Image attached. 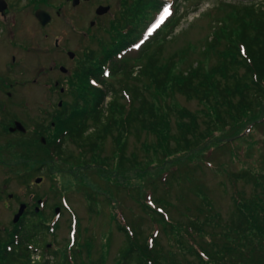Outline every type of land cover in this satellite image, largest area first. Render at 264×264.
I'll list each match as a JSON object with an SVG mask.
<instances>
[{"label":"rangeland","instance_id":"rangeland-1","mask_svg":"<svg viewBox=\"0 0 264 264\" xmlns=\"http://www.w3.org/2000/svg\"><path fill=\"white\" fill-rule=\"evenodd\" d=\"M136 1L92 0L90 4H86L82 0L81 6L74 7L67 0H40L28 8L33 11L39 7L50 10L57 20L51 29L53 38L45 40L42 38L44 33L43 31L41 33L40 25L30 17L34 12L26 17L27 21L35 25L34 28L27 29L26 35V39L32 42L28 48L31 55L28 57L30 67L26 69L27 78L31 79L32 72L39 74V70L49 71L55 55L54 36H64L63 44L66 43L72 50L76 49L78 58L66 63L68 72L60 73L63 78V89L67 91L63 95L47 96L44 93L45 83L39 85L29 81L26 86L17 83L11 87L6 85L4 79L0 81V101L10 102L6 105L4 114L0 107L1 119L6 122L18 120L14 123L15 129L21 131L15 135V145L9 148L10 153L12 152L9 161L0 163V231L6 236L17 228L13 218L19 207L17 200H23L33 211L26 215L25 220L35 218L38 220L37 216H33L36 212L39 218L48 219L49 224L57 222L58 227L54 231L41 233L40 238L41 241L46 238L45 243L50 250L57 252L61 257L65 251L75 246L72 247L70 242H76L77 239L78 244L86 245L82 253L83 260L96 262L103 255L106 256L105 264H117L116 257L126 239V233L120 226L126 225L137 232L139 231L137 223L140 221L147 235L149 234V239L156 238L161 244L168 263L200 264L186 248L181 247L175 225H165L156 221L160 216H155L154 212L148 209V205L156 199H164L165 203L162 201L161 204L175 224H180L184 231L187 228L190 230L186 235L187 245H192L193 248L201 246L206 250L204 252L215 256L213 253L221 250L223 236L221 230L225 229L223 225H217L220 218L228 220L231 211L242 201V197L249 203L253 201L254 207L264 208L263 109L250 114L246 112L232 128H224L225 130L215 133L208 141L200 140L202 145L195 151L178 154L168 152L167 156L170 157L166 158L163 157L166 143L171 140L173 146H178L175 118L170 117L171 125H156L154 130L145 131L140 139L129 138L127 154L139 155L136 167L125 177L111 173L110 181L105 177L109 174L107 171H99L96 168L83 170L48 158L44 162L45 167L39 170L37 169L39 165L34 159L36 150H39L34 142H38L42 137L46 139L47 136H53L57 125H60L58 117L56 118L59 116V101L62 105L73 104L81 85L86 81L84 77L87 76L93 51L104 50L105 45L116 35L122 21H127L129 25L135 27H139L141 20L144 21L142 16L146 12L139 17L141 20L128 15ZM174 1L169 0L166 9L157 13L155 21H151L146 27L147 34L124 56L126 61L130 60L136 66L135 69L139 70L146 61L138 59L143 39L170 19L171 28L168 32L165 30L162 35L164 47L162 54L158 55L162 63L165 61L167 63L170 56L176 53L177 56L174 58L176 75L197 61L210 68L217 63L218 58L214 52L204 53V49L218 29L221 19L231 14L233 6H237L233 4L264 2V0H178L177 6L176 3L173 6ZM60 5L61 15L57 16L56 9ZM101 5H109L111 9L99 15L97 9ZM148 16L149 14L147 18ZM130 17L134 18L132 23L128 20ZM147 18L145 21L148 23ZM8 40L7 34L1 32L0 71L1 75L14 78L18 77V69L23 67H19L16 62L13 63L10 56L11 48L20 51ZM156 47L157 44H153L150 53ZM220 48L222 51L225 50L223 44ZM20 54L18 53V58L21 57ZM38 66L44 68L39 69ZM122 77L119 74L108 79L115 88L124 87L121 90H127L129 84L125 86L121 82L128 81ZM143 80L146 81V78ZM29 90H32L31 94L25 92ZM169 91L172 90L169 88L168 91L157 95L156 112L159 118L167 112V104L187 107L188 110L194 111L195 116V121L188 125L190 135L198 132L200 137L204 136L209 130L208 125L211 128L216 122L213 108L206 103H199L196 99H187ZM127 97L122 99L126 105L130 101ZM51 112L52 114L48 115ZM174 113H177V110H174ZM181 116L186 118L185 114ZM19 122L24 125H18ZM106 141L107 152L104 155L114 156L111 163L114 167L115 158L118 156L113 152L112 139ZM69 147L75 153L80 152L74 144H69ZM244 169L259 175L261 183L249 185L233 176L237 171ZM38 177L43 178L41 182L36 181ZM5 179L9 184L5 190L17 198H9L7 193L2 192L1 181ZM74 215L79 222L78 233L75 230L77 220ZM260 220H264L263 214ZM195 221L199 231L194 230ZM191 225L193 229L189 228ZM25 227L26 233L33 232L34 227L31 224ZM89 245L92 246L91 249H88Z\"/></svg>","mask_w":264,"mask_h":264},{"label":"trees","instance_id":"trees-1","mask_svg":"<svg viewBox=\"0 0 264 264\" xmlns=\"http://www.w3.org/2000/svg\"><path fill=\"white\" fill-rule=\"evenodd\" d=\"M168 3L169 0H137L128 15L137 19L146 12L149 14L148 18L145 13L142 18L144 21L147 18L149 22L144 23L139 18L142 23L135 27L122 21L116 35L105 45L104 50L93 51L87 76L84 77L86 81L81 85L73 104L63 105L62 114L56 116L60 124L57 125L56 133L46 137V144L41 139L34 142L37 149L43 152H35L34 159L39 165L37 169L44 168V162L48 158L83 170L96 168L107 171L109 174L105 177L110 181L111 173L125 177L136 167L139 155L127 154L129 138L140 139L145 131L154 130L156 125H171L170 117L175 118L178 146H173L169 140L164 146L163 157L166 158L170 157L167 156L168 152L178 154L195 151L202 145L200 140L208 141L224 128H232L246 112L250 114L258 109L264 110V2L233 4L237 6H233L231 14L221 19L218 29L204 49V53L214 52L218 58L217 63L210 68L197 61L176 75V53L170 56L167 63H162L159 57L164 47L162 35L165 30H170V19L143 39L138 59L146 61L139 70L135 69L136 66L130 60L126 61L124 56L139 44L148 32V24L155 21L157 13ZM175 3L177 6L178 0L173 2V6ZM128 20L132 23L134 18L130 17ZM142 26L144 29L140 32ZM153 44H157V47L150 53ZM221 44L225 47L224 51L220 48ZM119 74L128 81L121 82L125 86L129 84L127 90H121L124 87L115 88L108 79ZM144 77L146 81L143 80ZM169 88L172 90L169 91L171 94L196 99L213 108L216 122L211 128L208 125L209 130L204 136L200 137L198 132L190 135L188 125L195 121V116L194 111L187 107L167 104V112L159 118L156 112L157 95ZM125 97L130 99L127 105L122 100ZM181 114H185L186 118ZM108 139H112L113 152L118 156L114 167L111 166L114 156L104 155ZM224 141L225 139L222 142ZM69 144H74L80 152L75 153ZM233 176L245 184L261 183L259 175L250 170L237 171ZM162 201L165 203L161 198L152 201L148 209L155 216H160L156 221L175 225L181 247L186 248L200 264H264V220H260L261 214L264 216L263 207H254L253 201L249 203L242 197V201L231 211L230 218H220L218 221V226L221 224L225 227L221 230V250L211 256L201 246L193 248L192 245H187L186 235L190 230L187 228L184 231L180 224H175L161 204ZM34 213L33 216H37L38 220H25L24 216L15 224L17 228L0 242V264L106 263V256L103 255L96 262L83 260L82 253L86 245H79L77 239L76 242H70L72 247L75 246L65 251L63 257L50 250L45 243L46 238L41 241L40 234L54 231L58 227L57 222L49 224L48 219H41L39 214ZM74 218L77 220L75 230L78 233V218L76 215ZM27 224L34 227L30 234L25 232ZM120 227L126 233V239L116 257L117 264H174L168 263L156 238L149 239L142 222L137 223V232L126 225ZM189 228L193 229V225ZM194 230L199 231L196 221ZM90 243L93 244L91 240ZM91 248L89 245L88 249Z\"/></svg>","mask_w":264,"mask_h":264},{"label":"flooded vegetation","instance_id":"flooded-vegetation-1","mask_svg":"<svg viewBox=\"0 0 264 264\" xmlns=\"http://www.w3.org/2000/svg\"><path fill=\"white\" fill-rule=\"evenodd\" d=\"M25 1V2H23ZM68 3H72V5L74 7H78L82 5V0H67ZM86 4H90L92 0H83ZM37 2H40V0H0V33L4 32L7 34L8 36V41L10 43H12V45L16 48H18V50L21 52H18L17 50L11 48V52L12 54L10 55L12 58L13 63H17L19 65V67H23L18 69V77H11L4 75H1V71H0V81L3 80L6 85H9L11 87H13L15 84H21V85H28L29 81H34L35 83H38L39 85H44L45 83V91L44 93H46V95L51 96V95H57L59 96L60 94L63 95L65 94L67 91L66 89L64 90V86L62 84L63 82V78L60 75V73H66L68 72V68L66 66V63H68L69 60H75L76 58H78V52H76L77 50L74 49L72 50L71 48H68L66 43L63 44V42L65 41L64 36L63 37H56L54 36V59L51 60L53 61V63L50 65L49 67V71H43V70H39V74L41 76H45V78H41V76H38L39 74L35 73L33 74V72L30 74L31 79L27 78V73H26V69H28L30 66L29 64V55H31V52L28 51V48H30V43L32 44V42H29L28 39H26V35H28L27 33V29L30 30L32 27L34 28L35 25L33 23H30L29 21H27L26 17H28V14H31L32 12H34V14L32 13V15L30 16L32 18V20H34L35 22H37L40 28V31L42 33H44V35H42V38H44L45 40H49L50 38H53V34L51 32V29H53L52 25L54 26L57 20V17L54 15V13L50 10H46V9H42V8H36V10H31L28 9L30 8L32 5H35ZM62 3V1H61ZM2 7V8H1ZM61 5L58 7V9H56V13L57 16L61 15ZM46 11L49 13L50 15V20L47 24H43L41 19L38 17V11ZM14 11V13H13ZM11 12V13H10ZM13 13V14H12ZM22 13V14H20ZM25 14V16H24ZM35 15V16H34ZM93 24V22H92ZM44 36V37H43ZM9 43V44H10ZM11 45V44H10ZM11 45V46H12ZM28 51V52H27ZM49 51V50H48ZM50 52V51H49ZM18 53L21 55L20 58H18ZM69 58V59H67ZM37 68L39 69H43L44 66H38ZM36 69V68H35ZM60 72H57V71ZM28 92V94L32 93V90L29 91H25ZM10 103L9 101L5 100L4 102L0 101V107L2 108L3 114L4 112H6V105ZM59 111L58 114H62V107L63 105L60 104L59 101ZM0 108V109H1ZM1 112V110H0ZM51 113H48V115H51ZM2 116L0 114V163H2V161L5 163H7L9 161V158L11 157V153H10V147L15 145V135L17 132H21L18 129H15V122H17L18 120H14V121H8L6 122L5 120L1 119ZM23 124V123H22ZM24 125V124H23ZM21 125V126H23ZM20 126V127H21ZM5 142V143H4ZM5 159V160H4ZM7 179H5L4 181H1L2 184V192L4 191V193H7V195L9 196V198H17L13 193L11 192H7L5 189H8V182H6ZM9 185V184H8ZM17 203L19 205L18 209L16 210L15 214L17 213V211L19 210L20 206L24 202L23 200H17ZM27 204V208L25 210V213L23 214V216L21 217V219L26 215H28L29 213H32L33 211H31L29 209V204ZM20 219V220H21ZM20 222V221H19ZM18 222V223H19ZM3 232L0 231V242L3 241L4 239V234L2 236Z\"/></svg>","mask_w":264,"mask_h":264},{"label":"water","instance_id":"water-1","mask_svg":"<svg viewBox=\"0 0 264 264\" xmlns=\"http://www.w3.org/2000/svg\"><path fill=\"white\" fill-rule=\"evenodd\" d=\"M79 1H80V0H79ZM1 8H2V7H1ZM110 9H111V7H110L109 5H107V6L101 5V6H99L98 9H97V13H98L99 15H100V14H104V13L108 12ZM38 17L41 19V21H42L43 24H47V23L49 22V20H50V15H49V13L46 12V11H40V10H39V11H38ZM60 104H62V102H60ZM18 125H22V124L19 122ZM41 140H42V142H43L44 144L46 143V139H45V137H42ZM42 179H43L42 177H38V178L36 179V181H37V182H41ZM26 208H27V204H26V203H23V204L20 206L18 212L14 215V218H13V221H14L15 223H17V222L20 220V218L22 217V215L25 213ZM57 210H59V208H57ZM37 211H38V210H37Z\"/></svg>","mask_w":264,"mask_h":264}]
</instances>
